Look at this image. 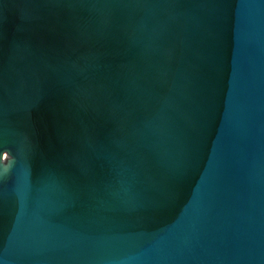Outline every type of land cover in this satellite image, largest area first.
Instances as JSON below:
<instances>
[{
  "label": "water",
  "instance_id": "obj_1",
  "mask_svg": "<svg viewBox=\"0 0 264 264\" xmlns=\"http://www.w3.org/2000/svg\"><path fill=\"white\" fill-rule=\"evenodd\" d=\"M0 264H264V0H0Z\"/></svg>",
  "mask_w": 264,
  "mask_h": 264
},
{
  "label": "snow or ice",
  "instance_id": "obj_2",
  "mask_svg": "<svg viewBox=\"0 0 264 264\" xmlns=\"http://www.w3.org/2000/svg\"><path fill=\"white\" fill-rule=\"evenodd\" d=\"M2 156H3V154H2Z\"/></svg>",
  "mask_w": 264,
  "mask_h": 264
}]
</instances>
